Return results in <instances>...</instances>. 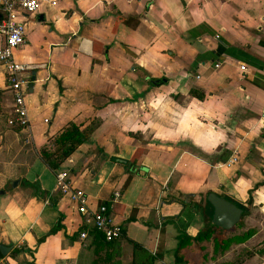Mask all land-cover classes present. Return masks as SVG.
Here are the masks:
<instances>
[{"label": "crops", "instance_id": "obj_1", "mask_svg": "<svg viewBox=\"0 0 264 264\" xmlns=\"http://www.w3.org/2000/svg\"><path fill=\"white\" fill-rule=\"evenodd\" d=\"M116 12L135 23L112 30ZM22 18L26 128L6 123L0 70V264H264V0H53ZM68 121L91 130L60 169L88 208L112 200L110 242L78 235L81 214L38 156ZM135 148L128 175L110 156ZM207 190L245 211L215 224ZM205 227L174 262L179 235Z\"/></svg>", "mask_w": 264, "mask_h": 264}, {"label": "built area", "instance_id": "obj_2", "mask_svg": "<svg viewBox=\"0 0 264 264\" xmlns=\"http://www.w3.org/2000/svg\"><path fill=\"white\" fill-rule=\"evenodd\" d=\"M53 0H0V70L3 74V88L7 89L12 98V108L6 117L9 126L26 128L27 114L24 104V92L27 88V79L24 72L33 68L28 61L16 59L15 50L24 42V14L34 12L40 4ZM215 66L218 62L214 63ZM243 66L242 64L240 65ZM259 117L264 126V95L261 101ZM25 140H27L25 138ZM235 157L228 159V162ZM55 185L61 192H67L74 202L77 212L82 216L83 226L78 231L80 237L87 235V227L98 231L105 240L118 237L121 226L113 221L110 206L112 200L99 201L94 208H88L85 203L84 192L72 187L67 180V171L59 169L54 172ZM114 195H117L114 192Z\"/></svg>", "mask_w": 264, "mask_h": 264}, {"label": "trees", "instance_id": "obj_3", "mask_svg": "<svg viewBox=\"0 0 264 264\" xmlns=\"http://www.w3.org/2000/svg\"><path fill=\"white\" fill-rule=\"evenodd\" d=\"M119 21H124L126 23H135L136 21V16L133 15H128V16H123L121 15L119 12L115 13V17H114V21L112 23L111 29L115 30L116 25ZM150 83L156 84L162 81V78H155V77H151L150 78ZM189 92L193 95H195L196 97H202V92H198L196 91L194 88H189ZM18 129H20L21 127L19 126H14ZM90 130H91V126H84L82 128L78 127L77 124H75L74 122L68 121L63 127L62 129L56 133L54 136H52L50 139L47 140V142H45L43 145H41L38 148V156L41 159V161L52 171H57L60 169V163L61 161H63V159L69 155V153H71V151H73L75 149V147L82 141H85L88 139L89 135H90ZM141 148H135L133 153L129 156V158L124 159L121 157H116V156H110L112 160H116L119 162H122L125 167H127V171H128V175L133 172L135 170V166H134V161L136 159V157L138 156V154L140 153ZM128 164V165H127ZM26 183H29L31 185H33L35 188L39 189V186L37 185V182H29L26 180H23ZM41 193L43 192V190H40ZM208 192H210V190H207L204 195L202 196V200L204 202V204L209 208V211L206 212L207 216L209 217L210 213H211V205L209 204V202L206 199V196L208 194ZM196 193L192 194L193 196ZM201 195V193H199ZM192 196V197H193ZM247 201H250V190H249V197L247 199ZM236 205L240 206L242 209V212L245 211V207L242 204L239 203H235ZM57 227V224H54L50 230H53L54 228ZM207 230L208 227L203 228L202 230L198 231L194 236H189L186 234H181L179 235L178 238V242L176 244V248L174 250V262H178L182 259L181 257V252L180 249L183 245L186 244V242H188L189 240H197L200 239L201 237H204L207 235ZM93 234L97 235V237L99 239H101L103 242H110L113 239L110 240H105L102 235L92 229ZM250 230L245 231L242 235L240 236H231V237H217L214 236L213 237V241L215 246H220L221 249L225 248L228 246V244L236 239H243L246 236H248L250 234ZM134 244H136L135 242H133ZM152 259V257H150ZM222 264H234L233 262H225Z\"/></svg>", "mask_w": 264, "mask_h": 264}, {"label": "water", "instance_id": "obj_4", "mask_svg": "<svg viewBox=\"0 0 264 264\" xmlns=\"http://www.w3.org/2000/svg\"><path fill=\"white\" fill-rule=\"evenodd\" d=\"M12 183L15 184V180ZM206 199L212 208L211 220L221 227L227 228L234 224L241 214L240 206L213 191L208 192ZM8 247L0 243V252L5 253Z\"/></svg>", "mask_w": 264, "mask_h": 264}]
</instances>
